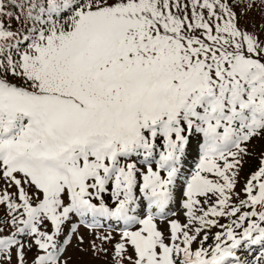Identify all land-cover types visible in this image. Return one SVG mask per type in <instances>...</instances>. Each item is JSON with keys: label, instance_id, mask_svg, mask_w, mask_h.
I'll return each instance as SVG.
<instances>
[{"label": "snow or ice", "instance_id": "obj_1", "mask_svg": "<svg viewBox=\"0 0 264 264\" xmlns=\"http://www.w3.org/2000/svg\"><path fill=\"white\" fill-rule=\"evenodd\" d=\"M73 246L264 264V0H0V264Z\"/></svg>", "mask_w": 264, "mask_h": 264}, {"label": "rangeland", "instance_id": "obj_2", "mask_svg": "<svg viewBox=\"0 0 264 264\" xmlns=\"http://www.w3.org/2000/svg\"><path fill=\"white\" fill-rule=\"evenodd\" d=\"M259 150V147L255 149L257 153L259 152ZM257 165L258 160L255 157L248 158L241 173V179L243 180L245 176H247L250 172L254 171ZM237 190H239V187ZM67 254L72 257V264H80L81 261H87L90 262V264H104L103 261L93 260L91 253L85 254L78 252L74 246L69 248Z\"/></svg>", "mask_w": 264, "mask_h": 264}]
</instances>
